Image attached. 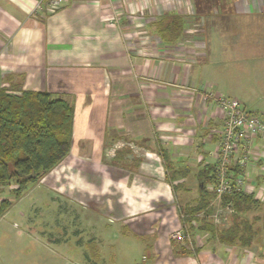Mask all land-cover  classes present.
<instances>
[{"label":"crops","instance_id":"1","mask_svg":"<svg viewBox=\"0 0 264 264\" xmlns=\"http://www.w3.org/2000/svg\"><path fill=\"white\" fill-rule=\"evenodd\" d=\"M121 1L66 0L50 12L38 9L35 0H0V88L48 92L72 101L68 156L86 157L95 169L110 156L112 210L122 213L112 216L114 231L118 238L144 241L142 264H264L261 253L256 258L208 235L197 233L195 248L174 240L183 227L179 201L193 200L185 198L191 193L187 178L198 179L214 163L209 154L216 149L220 121L207 96H232L203 76L204 69L213 68L208 59L217 56V49L235 48L230 30L224 28L226 37L212 27L210 19L217 16L212 10L256 17L249 23L261 27L264 0H123L132 10L112 26L111 4ZM166 14L203 19L209 37L193 44L190 36L188 44L186 33L192 32L186 25L180 41L164 44L153 23ZM212 36L225 44H211ZM203 84L205 89L198 88ZM260 84L264 78L253 87ZM237 95L234 99L247 108ZM260 169L256 164L249 168L258 186L264 178ZM170 171L181 185L178 192L167 179Z\"/></svg>","mask_w":264,"mask_h":264},{"label":"rangeland","instance_id":"2","mask_svg":"<svg viewBox=\"0 0 264 264\" xmlns=\"http://www.w3.org/2000/svg\"><path fill=\"white\" fill-rule=\"evenodd\" d=\"M213 1H208L211 7ZM119 4L118 10L123 11L124 1ZM133 8L138 11L135 6ZM215 8L212 12L217 16L210 19V23L212 22V27L217 30L216 33L222 36L225 34L227 37L225 32L230 30L232 33L229 37L233 39L230 44H235V48H226L223 51L217 49V56L208 59L213 63V68L204 69V79L209 82L216 81L220 86L227 88L228 93L232 94L231 98L238 94V99H244L248 103V111L264 114V86L260 84L253 87L254 81L264 78V25L254 27L249 22L256 21V17L237 16L232 11H223L224 14ZM184 18L192 32L191 35L186 33V41L193 36L189 39L193 44H203L205 36L209 37L204 20L189 14ZM135 19L131 20L140 21V18ZM238 24L241 25L237 27ZM214 37L211 38V44H225ZM251 44L263 46L252 48ZM196 70L199 72V68ZM257 83L259 85V82ZM198 88L205 89V85ZM252 147L251 159L255 156L264 158V138L256 140ZM109 157L98 162L100 166L95 169L93 161L87 160L86 157L74 154L67 156L39 185L30 186L18 201L10 194V188L6 187L1 194L4 195L2 199L12 200L13 206L0 221V264H142L144 241L141 238H118L114 231L112 216L122 213L118 209L112 210V159ZM262 159L255 162L251 160L250 169L256 164L261 168L260 172L264 173ZM260 161H263L262 166L258 164ZM173 176L170 171L167 179L173 181ZM187 179L186 185L191 189V193L185 198H191L189 201L193 199L191 202H194L199 194L198 179L195 176ZM261 182L256 190L260 200L258 207L246 215V219L254 224V230H260L254 245L247 248L256 254V258L260 253L264 256L263 177ZM186 201L188 200L181 197L179 202L187 219L186 209L189 204H186ZM212 207L214 210L206 218L207 222H212L211 216L217 209L223 208L219 223L213 222L218 228L228 226L233 210L226 211L227 206L223 203H216V207ZM198 217L202 220L206 215L203 213ZM201 235L206 234L201 232Z\"/></svg>","mask_w":264,"mask_h":264},{"label":"trees","instance_id":"3","mask_svg":"<svg viewBox=\"0 0 264 264\" xmlns=\"http://www.w3.org/2000/svg\"><path fill=\"white\" fill-rule=\"evenodd\" d=\"M153 27L164 44L173 45L184 36L186 20L181 15L166 14ZM74 122L75 107L70 99L48 92L18 93L0 88V220L13 206L12 200L2 199L6 187L15 201L20 200L30 186L39 185L70 154ZM213 173V166L200 172L199 194L186 209L187 219L180 207L183 226L188 227L192 238L202 232L209 240L227 246L252 247L260 230H254L246 215L258 207L260 200L244 192L225 195L223 205H231L233 210L228 226L218 228L213 221L207 222L216 198L208 188L215 185ZM175 179L173 176V181H168L178 191L181 185L175 184ZM203 213L206 217L201 220L198 215ZM183 253L189 254L185 250Z\"/></svg>","mask_w":264,"mask_h":264},{"label":"built area","instance_id":"4","mask_svg":"<svg viewBox=\"0 0 264 264\" xmlns=\"http://www.w3.org/2000/svg\"><path fill=\"white\" fill-rule=\"evenodd\" d=\"M35 1L38 9L46 8L50 12L58 11L66 2V0ZM111 6L114 15L110 24L119 26L121 16L132 9L126 3L123 11L118 10L116 3H112ZM207 98L215 104L220 121V128L215 132L216 149L209 154L210 158L214 159L212 166L215 167L213 173L215 185L208 188L215 193L216 198L212 205L216 207V203L220 205L225 195L239 192L256 195L259 186L251 178L249 163L251 160L255 162L263 158V156H255L251 159V155L254 142L264 138V114L248 111L239 100L234 98L226 96H207ZM217 210L211 217L213 221L219 223L220 214H223L224 210L223 208ZM228 210H232L231 205H227L226 211ZM174 240L179 243L188 242L190 248H194L188 227L183 226L174 235Z\"/></svg>","mask_w":264,"mask_h":264}]
</instances>
